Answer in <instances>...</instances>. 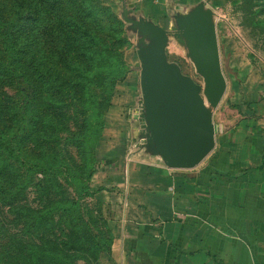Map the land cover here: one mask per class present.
<instances>
[{"label":"trees","instance_id":"16d2710c","mask_svg":"<svg viewBox=\"0 0 264 264\" xmlns=\"http://www.w3.org/2000/svg\"><path fill=\"white\" fill-rule=\"evenodd\" d=\"M129 43L103 0H0V264L109 251L88 181Z\"/></svg>","mask_w":264,"mask_h":264},{"label":"crops","instance_id":"0c3cea01","mask_svg":"<svg viewBox=\"0 0 264 264\" xmlns=\"http://www.w3.org/2000/svg\"><path fill=\"white\" fill-rule=\"evenodd\" d=\"M105 1L115 4L118 12L126 6L128 16L164 28H171L175 15L199 2ZM201 1L210 7L207 0ZM126 31L128 52L134 50L135 55L125 53L128 71L114 86L105 122L122 118L120 106L138 96L137 34L128 23ZM219 103L213 115L221 129L212 148L191 167L167 166L144 145L137 121L138 142L132 143L136 147L125 153L124 169L111 176L113 190L100 197L104 204L111 200L115 214L111 250L122 264H264V138L256 137L264 126L248 127L237 117L225 125V107L218 110ZM105 178L106 183L110 177Z\"/></svg>","mask_w":264,"mask_h":264},{"label":"water","instance_id":"95a60500","mask_svg":"<svg viewBox=\"0 0 264 264\" xmlns=\"http://www.w3.org/2000/svg\"><path fill=\"white\" fill-rule=\"evenodd\" d=\"M122 20L135 28L138 74L140 137L169 167H191L212 148L218 126L212 121L215 107L225 89L220 66L213 12L199 1L174 25L164 28L140 16H128L122 6ZM173 35L187 48L203 84L183 73L168 60L165 47Z\"/></svg>","mask_w":264,"mask_h":264},{"label":"rangeland","instance_id":"374dc122","mask_svg":"<svg viewBox=\"0 0 264 264\" xmlns=\"http://www.w3.org/2000/svg\"><path fill=\"white\" fill-rule=\"evenodd\" d=\"M103 1L122 20L115 4ZM207 1L212 11L215 12L213 22L218 54L226 82L224 92L218 101L220 102L218 110L225 107L223 110L224 124L233 123L237 117L238 121L241 120L248 127L251 125L264 126V0ZM122 22L128 39L126 22L123 20ZM128 46L122 47L123 56L128 52ZM130 52L134 57V50L128 53ZM165 52L168 60L175 62L183 73L189 75L201 85L203 84L201 76L196 72L187 54L186 46L178 42L173 35L169 36ZM4 90L11 92L8 87H4ZM135 94L139 96L138 82H135ZM137 98L120 106V112L123 113H121L122 118L110 119L105 122L104 133L101 132L100 141L95 148L94 169L88 181L89 188L94 190L91 199H98L101 202L102 214L112 235L110 249L108 252L100 251L90 262L78 260L77 264H122L111 250L115 219L111 200L107 199L108 201H105L104 204L100 197L101 194H106L104 191L111 192L113 190L115 184H113L111 176H113L115 170L124 169L125 153H128V151L132 153L130 150H134L136 147L132 143L134 141L138 142V136L136 135L138 132L137 119L128 113L136 104ZM215 107H210L211 118L217 124V132L219 133L221 122L216 113L213 115ZM236 113L240 116H237ZM217 132L215 135L218 134ZM256 137L259 139L264 138V132L258 133ZM110 144L112 147L108 150L111 152L106 153L105 151ZM107 176L110 179L105 183L107 179L105 177ZM98 192L100 193L98 194ZM28 196H30V193H28ZM109 197L110 195H106V198Z\"/></svg>","mask_w":264,"mask_h":264},{"label":"built area","instance_id":"2783aa9c","mask_svg":"<svg viewBox=\"0 0 264 264\" xmlns=\"http://www.w3.org/2000/svg\"><path fill=\"white\" fill-rule=\"evenodd\" d=\"M210 8H211V7H210ZM212 12H213V17H214L215 12H214V11H212ZM127 111H128V110H127ZM128 113H130V115H132L133 118H136V117L138 116V113H139V106H138L137 102H136V104L134 105V107L131 109V111H129Z\"/></svg>","mask_w":264,"mask_h":264}]
</instances>
